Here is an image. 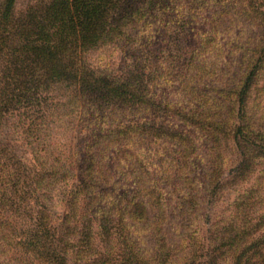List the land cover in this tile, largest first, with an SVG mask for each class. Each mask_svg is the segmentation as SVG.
<instances>
[{
    "label": "trees",
    "instance_id": "1",
    "mask_svg": "<svg viewBox=\"0 0 264 264\" xmlns=\"http://www.w3.org/2000/svg\"><path fill=\"white\" fill-rule=\"evenodd\" d=\"M211 1L199 43L178 57L140 31L169 0H37L21 11L0 0V264H264V214L253 221L249 197L239 226L197 237L206 191L264 159V108L251 103L264 0ZM116 50L121 64L98 59ZM16 114L32 160L3 137ZM51 125L91 131L77 181Z\"/></svg>",
    "mask_w": 264,
    "mask_h": 264
},
{
    "label": "rangeland",
    "instance_id": "2",
    "mask_svg": "<svg viewBox=\"0 0 264 264\" xmlns=\"http://www.w3.org/2000/svg\"><path fill=\"white\" fill-rule=\"evenodd\" d=\"M33 1L37 0H18L17 10H24ZM216 7L217 2L211 0H169L168 4L163 6L162 11L157 9L153 11V16L148 19V26H143L140 31L144 36L150 37L154 45L152 47L154 51L165 49L179 57L184 53V49L194 47L199 43L200 32L206 31V20L215 12ZM154 8H157V6H154ZM124 57V53L116 50L113 54L110 52L103 53L99 55L98 59H105L104 61H110L112 64L117 65L122 63ZM256 88V92L252 93L251 103L254 111L258 112L260 111V105L264 108V68ZM155 90L163 98H170L173 92L172 89L163 86L156 87ZM254 100L256 105L259 106V110L254 106ZM260 101L261 104H259ZM19 121V114L14 115L12 118L10 117L9 121H7L9 128L7 132L5 131L3 137L15 149L19 157L27 161L32 160L31 148L27 144L25 133L22 132L23 129L17 128ZM14 125L16 126L13 127ZM51 127V141L59 143L65 156L72 162L75 173L73 180L77 181L78 169L82 163L81 151L91 131L89 129L72 131L71 127L56 128V125H51ZM206 156L207 150L203 147L200 149L196 161L201 182L204 180L202 175H205L207 170L205 165ZM223 156L226 168L231 167L236 161L234 151L228 150ZM225 178L224 187L214 196H210V192L206 191V201L199 211L200 223L198 227L200 233L197 237L202 244L207 243L211 224L229 227L228 225L231 223L238 225L246 220L245 214L241 215L240 211L248 208V197L249 201L257 203L250 210V215L252 211L255 212L253 217H251L254 219L253 221H257L258 212L264 214V159H257L253 169L236 184L232 183L231 178ZM240 201L245 203L243 208L238 205ZM65 210V205L57 202L56 218L61 219ZM220 262V264H232V259L226 258Z\"/></svg>",
    "mask_w": 264,
    "mask_h": 264
}]
</instances>
